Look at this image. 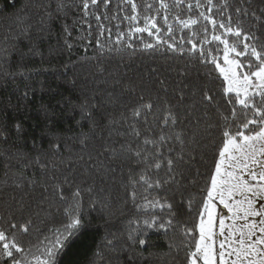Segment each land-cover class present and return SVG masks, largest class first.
Returning a JSON list of instances; mask_svg holds the SVG:
<instances>
[{"label": "snow or ice", "instance_id": "snow-or-ice-1", "mask_svg": "<svg viewBox=\"0 0 264 264\" xmlns=\"http://www.w3.org/2000/svg\"><path fill=\"white\" fill-rule=\"evenodd\" d=\"M45 7L50 19L53 8L57 16L73 11L99 51L164 49L200 66L213 85L199 89L201 103L212 109L204 114L203 133L199 118L188 133L179 128L175 106L143 94L130 115L121 114L119 123L128 127L120 152L112 154L135 165L124 185V202L138 214L129 221L135 225L129 240L143 246L133 231L163 230L178 240L169 248L180 264H264V32L242 20L255 13L228 0H50ZM260 12L255 22H264V8ZM64 31L72 35L67 25ZM82 112L92 119L90 109ZM204 134L210 143L200 154L204 172L197 169L193 191L183 166L194 158L190 144ZM59 195L67 202V223L42 240H33L30 217H0V264H58L67 239L83 224L79 186Z\"/></svg>", "mask_w": 264, "mask_h": 264}, {"label": "trees", "instance_id": "trees-1", "mask_svg": "<svg viewBox=\"0 0 264 264\" xmlns=\"http://www.w3.org/2000/svg\"><path fill=\"white\" fill-rule=\"evenodd\" d=\"M49 2L0 0V217H30L33 240H42L67 223L61 190L70 195L79 186L83 224L67 239L58 264H180L176 249L169 248L178 242L172 232L133 231L137 240L145 239L143 246L129 240L135 227L129 221L138 214L124 202V185L135 165L123 155L113 158L112 150L120 152L128 127L119 123L121 114L130 115L141 94L175 106L183 121L179 128L188 133L199 118L203 133L204 114L212 109L201 103L199 89L213 85L206 84L200 66L164 49L97 50L73 11L57 16L53 8L50 19ZM228 3L250 4L255 16L242 20L264 32V22H255L264 0ZM82 108L91 110V120ZM198 139L190 144L194 158L183 166L193 191L197 169L204 172L200 154L210 143L206 134Z\"/></svg>", "mask_w": 264, "mask_h": 264}]
</instances>
